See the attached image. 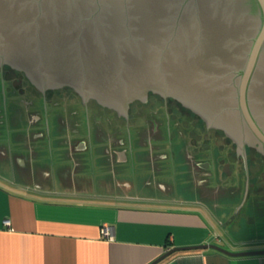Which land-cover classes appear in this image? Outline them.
Masks as SVG:
<instances>
[{"label":"crops","instance_id":"1","mask_svg":"<svg viewBox=\"0 0 264 264\" xmlns=\"http://www.w3.org/2000/svg\"><path fill=\"white\" fill-rule=\"evenodd\" d=\"M26 79L0 75V264H149L201 244L264 249V171L223 226L244 191L229 143L188 138L187 117L173 116L176 125L157 108L129 118L74 91L44 101ZM160 264H264V254L207 247Z\"/></svg>","mask_w":264,"mask_h":264},{"label":"water","instance_id":"2","mask_svg":"<svg viewBox=\"0 0 264 264\" xmlns=\"http://www.w3.org/2000/svg\"><path fill=\"white\" fill-rule=\"evenodd\" d=\"M0 65L126 117L149 91L264 152V0H0ZM207 131V130H206ZM247 182L233 215L245 200ZM173 247L149 264L181 250Z\"/></svg>","mask_w":264,"mask_h":264},{"label":"flooded vegetation","instance_id":"3","mask_svg":"<svg viewBox=\"0 0 264 264\" xmlns=\"http://www.w3.org/2000/svg\"><path fill=\"white\" fill-rule=\"evenodd\" d=\"M0 75L3 77V79L9 75H13L14 77L21 76V78L26 79L23 73L9 67L8 65H0ZM27 84H29L28 86L29 88L34 89L38 93H41L44 101L45 99L48 98V96L52 92H59V91L73 92V90L69 87H61V88L47 89L45 91H41L30 82ZM90 103H92L91 100L87 101L86 103L87 106H89ZM128 108L129 109L127 116L129 118L132 116V114L139 112V110L143 108H150V109L157 108L158 110H163L167 119H172L173 116L180 118L184 116L187 117L188 121L186 122L183 121L182 124H180V126L182 128L181 130L184 133H187L188 138H191L190 132H192L194 136H196V138L201 137L204 139L205 137H208L210 139H216L217 137H220L221 140H224L230 144L228 151L235 158L234 161L235 162L238 160L241 161L242 168L246 173V182H247L246 189H248L247 192L249 191V189H251V187L257 188V186L258 187L262 186L261 184L262 180H260L259 183H257L256 180H253V174L255 172L264 171V152H262V150L257 145L250 146L246 144L245 155H243L238 142L234 140L232 137L227 136L222 129L209 127L208 123L200 115L192 111L189 107L184 106L181 102H179L178 100L172 97L169 96L164 97L156 92L149 91L146 97L144 98V100H140V99L134 100L130 103ZM173 121H175L176 125H179L178 121L176 120Z\"/></svg>","mask_w":264,"mask_h":264},{"label":"built area","instance_id":"4","mask_svg":"<svg viewBox=\"0 0 264 264\" xmlns=\"http://www.w3.org/2000/svg\"><path fill=\"white\" fill-rule=\"evenodd\" d=\"M4 224L8 225L9 224V220L6 219L4 220ZM101 233L103 236H105L108 239H112L113 238V232H112V228L109 225H103L101 228Z\"/></svg>","mask_w":264,"mask_h":264},{"label":"trees","instance_id":"5","mask_svg":"<svg viewBox=\"0 0 264 264\" xmlns=\"http://www.w3.org/2000/svg\"><path fill=\"white\" fill-rule=\"evenodd\" d=\"M176 252H174V253H172V254H170L169 256H167L166 258H164L163 260H161L159 263H157V264H160V263H162L163 261H165L167 258H169L171 255H173V254H175Z\"/></svg>","mask_w":264,"mask_h":264},{"label":"rangeland","instance_id":"6","mask_svg":"<svg viewBox=\"0 0 264 264\" xmlns=\"http://www.w3.org/2000/svg\"><path fill=\"white\" fill-rule=\"evenodd\" d=\"M205 135H208V134H205ZM238 163L241 165V161H238ZM240 165H239V168H240Z\"/></svg>","mask_w":264,"mask_h":264}]
</instances>
